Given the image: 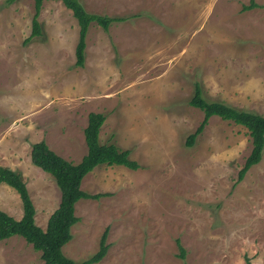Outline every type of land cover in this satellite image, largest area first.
Returning <instances> with one entry per match:
<instances>
[{
  "label": "rangeland",
  "instance_id": "1",
  "mask_svg": "<svg viewBox=\"0 0 264 264\" xmlns=\"http://www.w3.org/2000/svg\"><path fill=\"white\" fill-rule=\"evenodd\" d=\"M88 12L125 17L86 36L75 64L78 24L61 1L45 0L41 34L28 38L33 0H0V166L18 172L45 229L58 206L54 178L30 159L44 140L77 163L87 151L90 112L105 120L101 143L130 151L139 168L98 165L82 179L79 220L62 246L81 261L108 228L109 248L93 264H264V150L241 180L248 130L188 100L194 83L209 101L264 115V0H79ZM0 210L22 215L19 195L0 184ZM184 249V257L176 240ZM0 264H44L22 237L0 240Z\"/></svg>",
  "mask_w": 264,
  "mask_h": 264
},
{
  "label": "trees",
  "instance_id": "2",
  "mask_svg": "<svg viewBox=\"0 0 264 264\" xmlns=\"http://www.w3.org/2000/svg\"><path fill=\"white\" fill-rule=\"evenodd\" d=\"M12 2L13 0H7ZM45 0H33L34 14L31 20V33L28 38L41 34L40 23L37 19L41 6ZM67 7L78 24V39L75 46V64L84 66L86 36L90 24L95 22L103 30H108L114 22H121L125 17L108 16L88 12L79 0H57ZM253 0L249 4L242 5V10L247 11L258 7ZM188 104L202 111L203 117L190 133L186 140L187 146H192L198 135L202 133L209 119L217 116L223 120L241 125L248 130L251 138V150L238 171L237 180H241L245 173L255 164L259 163L264 150V115L252 111L239 109L227 105L221 101H209L202 92L201 85L194 83L193 93ZM105 120L100 112H90L87 116V124L84 128V138L87 146L86 153L77 163L67 161L55 153L44 140L31 145V162L49 173L55 180L60 190L58 206L50 214L45 229L36 224L35 208L21 175L6 167L0 166V184L12 187L19 195L22 215L19 219L0 210V240L13 236L22 237L32 248L40 252L44 264H93L97 263L107 253L108 228H105L99 239V246L90 257L75 261L62 252V246L71 238V226L79 217L75 215V204L82 198L97 199L106 193L90 194L81 189L83 177L98 165H123L129 169L139 168L137 161L130 158L128 149H121L114 143H101L99 131ZM180 250L179 256L184 257V249L180 241L176 240ZM246 264H251L250 259L245 257Z\"/></svg>",
  "mask_w": 264,
  "mask_h": 264
}]
</instances>
